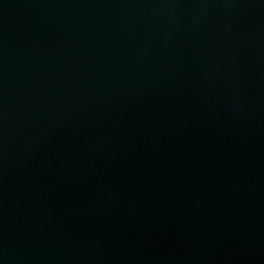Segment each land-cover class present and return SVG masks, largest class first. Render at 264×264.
Segmentation results:
<instances>
[{
  "label": "water",
  "instance_id": "95a60500",
  "mask_svg": "<svg viewBox=\"0 0 264 264\" xmlns=\"http://www.w3.org/2000/svg\"><path fill=\"white\" fill-rule=\"evenodd\" d=\"M0 264H264V0H0Z\"/></svg>",
  "mask_w": 264,
  "mask_h": 264
}]
</instances>
